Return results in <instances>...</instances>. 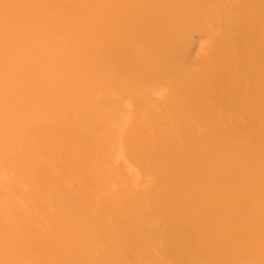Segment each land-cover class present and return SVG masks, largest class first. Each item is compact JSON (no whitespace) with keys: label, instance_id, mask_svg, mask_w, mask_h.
I'll list each match as a JSON object with an SVG mask.
<instances>
[{"label":"bare ground","instance_id":"obj_1","mask_svg":"<svg viewBox=\"0 0 264 264\" xmlns=\"http://www.w3.org/2000/svg\"><path fill=\"white\" fill-rule=\"evenodd\" d=\"M0 264H264V0H0Z\"/></svg>","mask_w":264,"mask_h":264}]
</instances>
